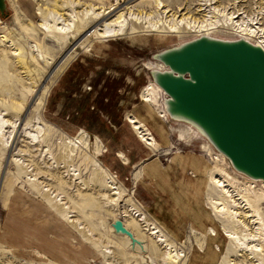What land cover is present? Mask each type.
<instances>
[{"label": "rangeland", "instance_id": "374dc122", "mask_svg": "<svg viewBox=\"0 0 264 264\" xmlns=\"http://www.w3.org/2000/svg\"><path fill=\"white\" fill-rule=\"evenodd\" d=\"M5 1L6 9L3 14H0L2 22L0 34L4 33L14 41L16 40V43L23 44L22 54L24 55L25 50L26 71L20 68V61L16 62L13 50L6 47L7 52L11 53H9L10 55L7 53L9 58L7 66L11 76L15 79L7 81V78H3L0 81V85H2L0 86V99L8 104L10 111L13 114H18L21 120H30L33 113L39 114L50 127L45 143H50L55 151L58 141L65 136L73 137L78 132V128L82 127L86 131L90 150L95 147L94 137L98 136L103 148L98 157L99 162L106 174H114L112 176L116 183L122 190H125L118 206L123 209L122 206L128 200H131L136 206L139 205L138 207L143 212L145 211L148 218L158 224L184 250L188 257L184 264H218L227 242L224 232L221 230V221L213 215V210L211 213L209 211L212 206L206 198L207 190L205 188L209 179V175H207L209 168L223 164L222 167L231 172L232 166L227 158L222 159L218 156L201 135L196 134L188 139L186 135L188 124L171 121L165 113L166 118L160 116L162 94L160 95L159 89L152 87V103L142 101L140 98L142 86L150 80L149 69L159 66L153 55L176 45L189 35L186 33L177 37L172 35L161 40L156 39L153 35H149L147 38L120 35L108 40L97 41L94 30L98 27L99 21H95L90 26L80 27L73 36L58 41H54L50 34L43 33L39 29H37V34L32 37L23 30L22 27L25 25H19L14 21L12 3L17 0ZM52 1L42 0L41 3L50 6ZM95 1L91 2L104 7L115 2V0H102V3ZM135 1L118 0L117 8L112 13L126 4L135 3ZM163 1L173 9L183 5H189L193 9L199 2L198 0ZM233 1H236L243 9L251 11L253 5L258 4L261 0H227L226 5H232ZM37 2L39 0H18V3L23 4L29 14L33 13L27 18L34 24L38 23L39 15L36 14V10L31 12L29 7H32L33 10V7L37 6ZM228 26L229 23L226 25L219 23L212 31L223 29L225 31L218 33L226 37L236 36L232 32L234 30ZM30 44H37L44 51L42 58L32 57L28 49ZM129 113H133L140 120L146 122L156 134L157 139L152 149L138 141L136 134L125 119V115ZM179 130L184 131L185 139L179 138ZM0 148H2L1 145ZM117 152L126 155L127 161L124 162L118 157ZM186 153H190L189 159L182 155ZM31 154L38 162L37 152L33 150ZM174 155L178 158L173 157ZM9 156V149L0 150V177L3 175L0 183V264H107V261L112 258L106 259L108 256H104L107 255L103 251L105 246L113 250L112 257L120 264L125 262L130 264H165L161 258L162 251L152 254L147 240L138 241L135 239L134 243L130 241L129 245H124L120 233L110 227L115 219L109 209L104 207V204L99 200L96 191L98 185L103 186L104 184V173L96 172L92 176L91 183L97 188L91 189L90 192L96 200L87 205L85 219H81L79 216L83 224L90 227L94 237L97 238L91 243L82 240L76 230L66 223L64 217L58 214L53 207H50V204L54 203L48 194L44 200L33 186L21 178L12 182V178L8 175V168L11 171L14 169L12 168L14 165L9 160ZM172 158L175 159L173 162L174 174H179V166L181 170L185 168L189 170L186 172L189 179L184 182L182 188L186 193V208H188L182 207L184 216L189 222L194 221L189 193L195 195L196 191H201L203 206L200 209L210 220L209 223H206L204 230L196 229L190 223L189 229L186 226V232H182V236H184L182 239L172 237L162 223L154 217L155 214L165 213L170 207L158 212L154 205H150L153 198L145 187L148 182L155 184L156 175L166 173L159 167L154 170L151 167L154 171L152 175L154 179L150 178L149 181L145 176L152 171L148 165H145L157 162L162 169H166L173 161ZM79 160L80 156L78 158L76 154L75 164H78ZM91 167L90 165L85 168L84 165H80V174L83 178H88ZM42 169L45 170L43 167ZM44 174L48 179L49 171ZM170 186L175 187V184L169 183L166 188ZM255 187L262 186L257 181ZM73 190L71 191L68 187L67 191H71L69 194H73ZM152 190L153 194L159 192ZM168 193L167 189L165 195ZM71 196L74 197V195ZM48 199L50 204L47 202ZM59 209L61 210V208ZM261 209L264 213V201L261 204ZM169 213H174V210ZM207 227L214 228L215 237L211 236ZM199 231L201 233H198ZM198 234L204 244L202 251L197 244ZM217 244H219V250L215 248ZM116 245H120L123 248L122 251H118Z\"/></svg>", "mask_w": 264, "mask_h": 264}, {"label": "bare ground", "instance_id": "6f19581e", "mask_svg": "<svg viewBox=\"0 0 264 264\" xmlns=\"http://www.w3.org/2000/svg\"><path fill=\"white\" fill-rule=\"evenodd\" d=\"M41 1L37 2V6L33 7V10L32 7H29L31 12L36 10V14L39 15L37 24L27 18L33 13L29 14L23 4H19L18 0L12 3L14 21L19 25H25L22 27L23 30L32 37L37 34V29H39L43 33L50 34L54 41H58L73 36L80 27L90 26L91 23L99 21L98 27L94 30L97 41L108 40L120 35L132 38L139 36L147 38V36L153 35L156 39L161 40L168 36L176 35L177 37L186 33L189 37H184L185 40L176 45L206 35L221 39L243 38L264 48V0L253 5L251 11L243 9L236 1L228 6L226 5L227 0H198L197 6L193 9L189 5L173 9L163 0H136L135 3L126 4L114 13L112 12L117 8L118 0L109 3L106 7L95 5L91 2L92 0H53L50 6H46ZM96 1L102 3V0ZM219 23L225 25L229 23L228 27L234 30L232 32L236 34V37H226L218 33L225 31L223 29L212 31ZM15 41L4 33L0 34V81L3 78H7V81L15 79L11 76L7 66L9 58L6 47L13 50L16 62L20 61L21 67H19L26 69L25 50L24 55L22 54L23 44ZM28 49L33 58L43 57L44 51L37 44H30ZM155 62L159 66L149 67L150 80L141 88V100L152 103V87L159 89L160 95L162 94L160 116L166 118L164 115L167 114L171 121L188 124L186 132L188 139L198 134L212 146L196 126L169 116L164 103L166 94L150 77V70H162L165 66L157 60ZM125 119L136 134L138 141L152 149L157 138L150 126L133 113L126 114ZM49 130V125L41 119L39 114L33 113L30 120H21L18 114H13L10 111L9 105L0 99V145L2 146L0 150H10L9 160L13 163L14 167L12 168L14 169L10 171L8 168V175L12 178V182L21 178L33 186L44 200L48 194L54 203L50 204L48 199L50 207H53L58 214L64 217L66 223L76 230L82 240L91 243L97 238L94 237L91 228L85 226L81 219L86 218L87 205L96 200L90 192L91 189L98 187L96 191L99 200L104 204V207L109 209L113 219L119 218L136 240H147L152 254L162 251L161 258L165 264L186 263L188 257L184 250L158 224L148 218L145 211L143 212L138 207L139 205L136 206L135 203L128 200L122 206L123 209L118 206L125 190H122L116 183L112 176L114 174H106L100 164L98 157L103 148L98 136L94 137L95 147L90 150L86 131L82 127L78 128V132L73 137L65 136L60 139L56 144L55 151L50 143H45ZM184 134V131L179 130L180 139H185ZM212 148L218 156L224 159L225 156L222 153L213 146ZM33 150L38 154V162L31 154ZM76 154L78 158L80 156L78 164L74 162ZM117 156L124 162L128 159L122 152H117ZM40 164L43 166H39ZM80 165H84L85 168L92 166L88 178L81 176ZM222 165H215L209 168L211 170L208 169L209 174H206L209 175V181L207 180L205 188L207 190L206 198L212 206L209 211L211 213L213 210V215L221 221V230L224 232L227 242L218 264H264V213L261 209V204L264 201V181L250 178L233 167H231V172H228ZM46 171L50 173L48 179L44 174ZM96 172L104 173L103 186L100 184L96 187L91 183V178ZM257 181L262 187H255ZM68 187L71 191L74 187L73 194H69L71 191H67ZM110 227L112 228V225ZM208 229L211 236L215 237L214 228L209 227ZM120 235L123 237L124 245H129L131 239L125 234L120 233ZM200 236L202 235L200 234ZM197 238L199 240L197 241L198 247L202 251L203 241L199 234ZM116 247L118 251L123 249L120 245H116ZM215 248L219 250V244ZM103 251L104 254H107L104 256H108L106 259L112 258L107 261V264H120L113 259L112 249L105 246ZM124 264L130 263L125 262Z\"/></svg>", "mask_w": 264, "mask_h": 264}, {"label": "water", "instance_id": "95a60500", "mask_svg": "<svg viewBox=\"0 0 264 264\" xmlns=\"http://www.w3.org/2000/svg\"><path fill=\"white\" fill-rule=\"evenodd\" d=\"M6 1L0 0V14ZM150 77L173 119L196 126L244 175L264 181V49L246 39L201 35L153 55ZM117 233L136 240L120 219Z\"/></svg>", "mask_w": 264, "mask_h": 264}, {"label": "crops", "instance_id": "0c3cea01", "mask_svg": "<svg viewBox=\"0 0 264 264\" xmlns=\"http://www.w3.org/2000/svg\"><path fill=\"white\" fill-rule=\"evenodd\" d=\"M189 154L190 153H186L182 155L187 156L186 159H189L188 157ZM191 155H195V154H191ZM173 157H176V155H174ZM177 158L178 157H176V159ZM174 161L175 159L171 161L170 165L166 169H162L159 163L157 162H151V163L146 164L145 166L148 165L150 167V170L152 171L149 173V175L145 176V178L148 180L154 179L152 176L154 172L153 171L154 168L159 167V169L164 170L166 173L162 172L165 174L156 175L155 184H151L152 182H148L146 183V185H149V186L147 187L145 185V187L148 189V193L153 198V202H151L150 205H154L158 212H162L168 207H170L169 210H167L163 214L161 213H158L155 215L153 214L154 217H156V219L160 223H162V225L165 227L167 232L171 234L172 237L182 239V237H184L182 236L183 233L186 232L185 227L187 226L189 229L190 223L193 224L196 227V229L204 230L206 223H209L210 220L207 218V216L204 213L201 212L203 211L201 210L203 206L202 201H201L203 197L202 196L203 193H201V191L200 192L196 191L195 195L192 193H189L190 200L192 202L193 209L191 210L193 211L192 217L194 221L189 222L187 218L184 216V209L182 207L186 208L187 197H186L185 191L182 188H183L184 182L189 179L188 178L189 175L186 174V172L189 170L188 168L181 170L179 166V170H178L179 174H174L175 173L174 172L175 166L173 163ZM151 167L153 170L151 169ZM193 169L195 170V168ZM172 182L175 184V187L170 186L166 188L169 185V183H172ZM151 187L152 189L159 191V192L157 194H153V190L151 189ZM167 189L169 190V193L168 195H165ZM150 205L148 204V206ZM171 210H174V213H169Z\"/></svg>", "mask_w": 264, "mask_h": 264}, {"label": "built area", "instance_id": "2783aa9c", "mask_svg": "<svg viewBox=\"0 0 264 264\" xmlns=\"http://www.w3.org/2000/svg\"><path fill=\"white\" fill-rule=\"evenodd\" d=\"M234 37H236V36H234ZM263 48V47H262ZM264 49V48H263Z\"/></svg>", "mask_w": 264, "mask_h": 264}]
</instances>
